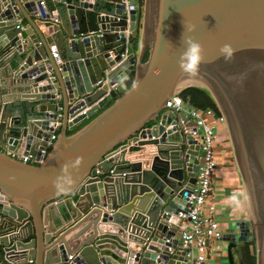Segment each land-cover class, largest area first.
<instances>
[{
  "label": "water",
  "instance_id": "water-1",
  "mask_svg": "<svg viewBox=\"0 0 264 264\" xmlns=\"http://www.w3.org/2000/svg\"><path fill=\"white\" fill-rule=\"evenodd\" d=\"M125 1L0 0V264H190L172 222L187 219L200 146L166 112L193 78L178 67L184 35L204 48L196 77L246 164L245 221L222 238L229 264L241 244L264 264V0H144L138 58L140 13L125 17ZM50 142L38 165L11 156L40 160ZM147 145L151 164L132 161ZM77 156L75 189L58 195L60 166ZM87 222L95 233L70 260L66 237Z\"/></svg>",
  "mask_w": 264,
  "mask_h": 264
},
{
  "label": "built area",
  "instance_id": "built-area-1",
  "mask_svg": "<svg viewBox=\"0 0 264 264\" xmlns=\"http://www.w3.org/2000/svg\"><path fill=\"white\" fill-rule=\"evenodd\" d=\"M134 2L135 0L125 1V17L129 16L130 6L135 4ZM166 112L172 114L174 120L177 121L176 125L171 123V128L177 127L176 132L178 131L182 136L193 137L200 146L196 185L193 194L188 198L187 219L175 220L172 223L182 232V247L187 251L188 262L190 264H205L208 260V242L220 240L224 236L220 221L216 217L217 209L213 198V189L214 173L218 166L217 140L219 136L215 125L226 123L227 119L221 110L218 113L214 109L195 107L189 99L186 100L182 96L181 89L177 90L167 100ZM56 139L57 134L55 133L51 140L54 142ZM53 142L49 143L47 149L41 150L40 160H38L37 155L24 156L13 152L11 156L24 163L38 165L47 156ZM137 146L138 143L132 142L127 146L126 151L128 153L134 152ZM185 220H188L189 226ZM69 259L73 260V256Z\"/></svg>",
  "mask_w": 264,
  "mask_h": 264
},
{
  "label": "crops",
  "instance_id": "crops-1",
  "mask_svg": "<svg viewBox=\"0 0 264 264\" xmlns=\"http://www.w3.org/2000/svg\"><path fill=\"white\" fill-rule=\"evenodd\" d=\"M134 3L139 10V13H141L140 0H135ZM19 24L24 29L26 28V26H28V22L25 18H20ZM139 25L140 20L138 26ZM126 34L129 35V31H127ZM133 35L138 38V49L135 51L138 58L140 26ZM0 99H2L1 94ZM3 100H10V98L8 95H4ZM19 151L20 150H17L18 153ZM155 154V146L147 145L130 156L132 158V161L149 160L151 164L152 158ZM217 161L218 166L214 173L213 198L217 209V220L220 221V226L223 234L226 235L234 231V227L238 222L245 221L248 197L247 185L241 172L240 165L238 166L239 163L234 154L232 139L228 133L221 134V132H219L217 141ZM144 167L150 168L148 164H145ZM185 222L189 226L188 220H185ZM88 223L89 222L84 223L79 227H73L74 231L66 237V243L71 256H73V259L75 258L74 250L80 244L90 239L95 233L93 225L91 227L88 226L90 228H88L84 232V230L86 229L85 226L88 225ZM108 228V226H106V228L99 227L98 230L100 233L102 231L107 232ZM138 245L139 244L137 243L136 246ZM229 248L230 243L223 241V239L209 241L207 258L208 260L205 264H229ZM242 250L247 252L244 256H242ZM132 252L135 253V250H133ZM248 254L251 255L248 244H241L236 249H234L233 255L236 264H245L244 260L247 259ZM51 259H53L52 256Z\"/></svg>",
  "mask_w": 264,
  "mask_h": 264
},
{
  "label": "clouds",
  "instance_id": "clouds-1",
  "mask_svg": "<svg viewBox=\"0 0 264 264\" xmlns=\"http://www.w3.org/2000/svg\"><path fill=\"white\" fill-rule=\"evenodd\" d=\"M191 31L195 32L193 27ZM184 48L180 53L178 67L182 74L194 77L199 74L200 66L204 62V48L192 37L183 38ZM220 54L226 61L234 58L235 50L230 44H225L220 48ZM83 166V157L77 156L74 160L62 163L60 174L53 182V186L58 195L70 194L75 189V173Z\"/></svg>",
  "mask_w": 264,
  "mask_h": 264
},
{
  "label": "trees",
  "instance_id": "trees-1",
  "mask_svg": "<svg viewBox=\"0 0 264 264\" xmlns=\"http://www.w3.org/2000/svg\"><path fill=\"white\" fill-rule=\"evenodd\" d=\"M141 5H144V0H140ZM142 14H139V20L141 21ZM140 26V25H139ZM138 26V27H139ZM133 48L136 51L138 49V38L136 39L135 43L133 44ZM148 59V53H146L143 57V62ZM182 96L186 100H190V102L200 109H214L216 112L219 113V107L212 96V94L205 88H188L182 91ZM118 96H115L117 99ZM155 123L150 124L148 127L153 126ZM75 131L69 132V135L73 134ZM253 256V255H251ZM251 258V257H250ZM257 257H253V264H256Z\"/></svg>",
  "mask_w": 264,
  "mask_h": 264
},
{
  "label": "rangeland",
  "instance_id": "rangeland-1",
  "mask_svg": "<svg viewBox=\"0 0 264 264\" xmlns=\"http://www.w3.org/2000/svg\"><path fill=\"white\" fill-rule=\"evenodd\" d=\"M192 88H205L206 89V86H201V85H194V86H191ZM191 87H184V88H182L181 90L183 91V90H185V89H188V88H191ZM225 133H227V132H225ZM221 134H223V133H221ZM229 134V133H228ZM230 135V134H229ZM232 138V137H231ZM218 141V140H217ZM232 145H233V148H234V144H233V142H232ZM234 154H235V156H236V153H235V151H234ZM239 163H240V167H241V169H242V171H243V173H244V179H245V182H246V185H247V176H246V164H245V162L242 160V159H240L239 158ZM238 166H239V164H238ZM247 191H248V186H247ZM251 257V258H250ZM244 263L245 264H253V257L250 255V254H248V257H247V259H245L244 260ZM256 264H258L257 262H256Z\"/></svg>",
  "mask_w": 264,
  "mask_h": 264
},
{
  "label": "bare ground",
  "instance_id": "bare-ground-1",
  "mask_svg": "<svg viewBox=\"0 0 264 264\" xmlns=\"http://www.w3.org/2000/svg\"><path fill=\"white\" fill-rule=\"evenodd\" d=\"M194 85H201V86H208L207 83L199 79L198 77L194 76L192 79L181 85L180 87L177 88V90H180L184 87H191ZM192 88V87H191ZM243 172V171H242Z\"/></svg>",
  "mask_w": 264,
  "mask_h": 264
},
{
  "label": "flooded vegetation",
  "instance_id": "flooded-vegetation-1",
  "mask_svg": "<svg viewBox=\"0 0 264 264\" xmlns=\"http://www.w3.org/2000/svg\"><path fill=\"white\" fill-rule=\"evenodd\" d=\"M241 253H243V255L242 256H244L247 252L246 251H244V250H242L241 251Z\"/></svg>",
  "mask_w": 264,
  "mask_h": 264
}]
</instances>
